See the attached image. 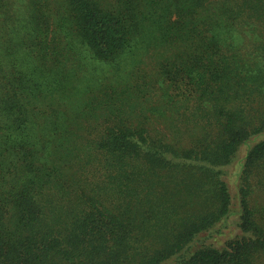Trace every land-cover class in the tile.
<instances>
[{
  "label": "trees",
  "instance_id": "1",
  "mask_svg": "<svg viewBox=\"0 0 264 264\" xmlns=\"http://www.w3.org/2000/svg\"><path fill=\"white\" fill-rule=\"evenodd\" d=\"M0 264H264V0H0Z\"/></svg>",
  "mask_w": 264,
  "mask_h": 264
},
{
  "label": "rangeland",
  "instance_id": "2",
  "mask_svg": "<svg viewBox=\"0 0 264 264\" xmlns=\"http://www.w3.org/2000/svg\"><path fill=\"white\" fill-rule=\"evenodd\" d=\"M145 60H146V64L140 63L142 65V68H140L141 72L144 71V70H149V69L152 68V62L150 63V58H146ZM106 74H107L106 75V79H109V80L113 79L114 80L113 70H110V69L106 70ZM135 74H137V73H135ZM154 74H153V76L155 77L156 76V72ZM133 75H134V73L131 75L130 80L132 79ZM119 88L122 89V86H120ZM234 170H235L234 168H231V172L228 173V175H230L231 178H234V173H233Z\"/></svg>",
  "mask_w": 264,
  "mask_h": 264
}]
</instances>
